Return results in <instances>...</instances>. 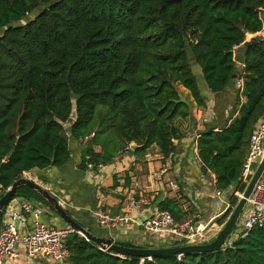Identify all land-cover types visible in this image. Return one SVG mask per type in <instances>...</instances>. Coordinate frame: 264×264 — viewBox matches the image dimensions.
Masks as SVG:
<instances>
[{"label": "trees", "instance_id": "obj_1", "mask_svg": "<svg viewBox=\"0 0 264 264\" xmlns=\"http://www.w3.org/2000/svg\"><path fill=\"white\" fill-rule=\"evenodd\" d=\"M262 13L264 0H0V190L24 172L65 165L75 143L83 145L82 171L127 144H136L129 152L137 156L152 146L163 156L175 152L174 140L186 136L178 122L191 117L178 86L205 107L204 89L229 88L236 47L263 34L246 50L229 117L193 138L200 171L219 188L242 192L247 141L264 114ZM15 198L58 216L29 186H18ZM237 199L231 195L232 207ZM157 206L175 220L189 214L174 198ZM66 246L68 264H264V223L230 247L180 259L117 256L77 233Z\"/></svg>", "mask_w": 264, "mask_h": 264}, {"label": "crops", "instance_id": "obj_2", "mask_svg": "<svg viewBox=\"0 0 264 264\" xmlns=\"http://www.w3.org/2000/svg\"><path fill=\"white\" fill-rule=\"evenodd\" d=\"M184 91L185 94H188L185 89ZM204 91L207 96L205 107L195 106L189 95V98H185L191 106V117L178 122L186 136L179 142L174 140L176 151L172 152L171 164H167V156H163L157 147L152 146L145 155L139 156L131 154L129 151L120 150L111 161L97 166V169L82 171L78 168V164L83 145L82 143H75L70 145L71 157L65 165L31 170L24 172L22 176L49 190L67 212L93 234L111 238L114 242L125 241L146 247H159V245H153L157 242L141 227V222L149 216L153 206L158 208V201L166 197L174 198L180 203L183 210H189V214H191L192 209L188 202L190 199L199 206L200 211H203L202 219L207 220L210 215L211 198L207 194L209 193L208 187L200 177V164L196 157L197 150L193 138L205 127L214 126L217 129L229 117L235 103L236 88H228L218 93H212L205 89ZM206 113L210 117L204 121ZM94 149L99 151L100 147L95 145ZM165 166L167 172L160 173L161 168ZM207 177L209 178V175ZM172 178L178 185L175 190H170L164 184L162 185L167 179ZM142 190L153 197V206L130 207L131 200L136 198ZM204 193L207 195L197 197L198 194ZM23 200L22 198H15L11 205L15 206ZM38 205L45 208L43 219L46 222L59 226L68 225L52 210L41 203ZM99 211L111 212L112 214L131 211V216L136 221L123 231L106 230L99 227L96 222L95 214ZM222 218L223 216L218 218L216 224L221 225L220 220ZM19 231L20 233L23 231L21 226ZM16 248L19 253L18 257L14 260H6L4 264L55 263L43 257L29 260L26 258L21 244H18Z\"/></svg>", "mask_w": 264, "mask_h": 264}, {"label": "built area", "instance_id": "obj_3", "mask_svg": "<svg viewBox=\"0 0 264 264\" xmlns=\"http://www.w3.org/2000/svg\"><path fill=\"white\" fill-rule=\"evenodd\" d=\"M235 85L236 88L241 90L242 79H236ZM209 117L210 115L206 113L204 121L209 119ZM92 135L93 133L89 137ZM130 149L131 144H127L124 151H129ZM263 155L264 114L254 125V129L247 141L239 176V180L244 187L251 179ZM172 156L173 153L171 152L166 157L167 164H171ZM166 172L167 167H162L160 173L164 174ZM207 175H209L210 179ZM200 177L202 182L208 187L209 193L207 194L211 198V211L207 220L202 219L203 211H200L199 206L190 199H188V202L190 203L189 207H191L192 213L181 220H175L167 209L154 207L152 203L153 197L143 190L137 194L136 198L131 200L130 207L153 206V210L150 211L149 216L141 222V227L151 235L154 241L170 246H173L172 244L175 243H177L175 246L203 244L212 240L221 229L224 222L218 225L216 224V220L227 213L229 215L234 207H232L230 202L231 195L234 194L239 198L241 192L234 191L231 186L224 189L219 188L216 186L215 177L212 173L201 172ZM163 184L170 190H175L178 187L174 178L167 179ZM4 192L0 190V196ZM207 194H198L197 197ZM12 201L4 209L0 221V264H4L6 260H14L18 257L19 253L16 248L18 244L23 246L25 256L29 260L43 257L52 260L56 264L67 262L70 252L66 246V237L71 233H76V231L69 225L59 226L46 222L43 219L45 208L38 205V203L23 200L12 206ZM95 215L99 227L106 230L116 229L123 231L136 221L131 216V211H125L121 214L99 211ZM263 223L264 171L255 183L234 228L221 248L230 247L235 239L247 236L253 227L262 225ZM20 226L23 228L22 233L19 231ZM180 256V254L176 255L178 259H180Z\"/></svg>", "mask_w": 264, "mask_h": 264}, {"label": "water", "instance_id": "obj_4", "mask_svg": "<svg viewBox=\"0 0 264 264\" xmlns=\"http://www.w3.org/2000/svg\"><path fill=\"white\" fill-rule=\"evenodd\" d=\"M264 30V13L261 14ZM263 38V34L252 36L250 39L245 40L242 44L236 47L234 51L233 60L235 61V72L231 76V80L228 84L229 88H232L234 80L239 75V69L244 63L245 53L250 45L255 44ZM73 96V95H72ZM136 144H131V149H134ZM264 171V155L255 168V171L249 180L248 184L244 187L241 195L237 199L236 204L224 221L221 229L217 232L215 237L208 243L203 244H191V245H179L169 247H129L114 242L111 238L101 237L93 234L88 229L84 228L77 220H75L67 210L59 203L57 198L46 188L38 184L37 182L21 176L16 179L0 196V213L8 206V204L14 199L16 188L21 185L29 186L35 189L54 209L58 216L64 220L69 226H71L76 233L85 238L88 241L95 243L99 249L106 252L115 254L117 256H135L141 259L152 257H166L172 255H182L185 253H197V252H211L222 247L224 241L234 228L242 209L249 197L252 189L259 179L260 175ZM74 236V233L69 234L66 240H70Z\"/></svg>", "mask_w": 264, "mask_h": 264}, {"label": "rangeland", "instance_id": "obj_5", "mask_svg": "<svg viewBox=\"0 0 264 264\" xmlns=\"http://www.w3.org/2000/svg\"><path fill=\"white\" fill-rule=\"evenodd\" d=\"M262 32H264V30H263ZM256 35H257V34H256ZM254 36H255V35H254ZM251 37H252V35H247L246 40H247V39H250ZM198 77H200L199 74H198ZM178 91H179L180 95L182 96V98H184V99H185V98H189V97H188V94H185V93H184L185 91H184V89H183L181 86H178ZM26 178H27V177H26ZM225 220H226V218H225ZM225 220H224V221H225ZM153 245H155V246H158V245H159V246H163V245H164V246H165V244H161V243H158V242L155 243V244H153Z\"/></svg>", "mask_w": 264, "mask_h": 264}]
</instances>
